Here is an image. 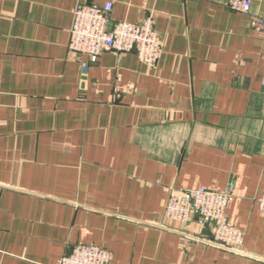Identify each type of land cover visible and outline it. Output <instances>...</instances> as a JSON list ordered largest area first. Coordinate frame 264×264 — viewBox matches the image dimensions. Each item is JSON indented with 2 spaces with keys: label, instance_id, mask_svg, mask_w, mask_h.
<instances>
[{
  "label": "crops",
  "instance_id": "1",
  "mask_svg": "<svg viewBox=\"0 0 264 264\" xmlns=\"http://www.w3.org/2000/svg\"><path fill=\"white\" fill-rule=\"evenodd\" d=\"M85 1L0 0V264H58L79 243L112 264H264L263 32L228 0H95L113 21L152 14L164 51L84 71L69 41ZM231 182L244 254L165 215L171 193Z\"/></svg>",
  "mask_w": 264,
  "mask_h": 264
},
{
  "label": "built area",
  "instance_id": "2",
  "mask_svg": "<svg viewBox=\"0 0 264 264\" xmlns=\"http://www.w3.org/2000/svg\"><path fill=\"white\" fill-rule=\"evenodd\" d=\"M251 0H228L227 7L235 12L249 15V23L264 34V16L252 14ZM112 3L104 5L95 0L79 2L70 28L69 49L78 54L82 69L86 71L90 61H96L104 52L124 54L134 52L148 66H157L164 51L152 14L141 22L111 19ZM87 57L88 61L84 59ZM84 59V60H83ZM264 86V74L262 77ZM236 186L231 182L227 189L219 191L206 187L180 189L171 193L165 206V215L174 220L189 222L196 217L198 222L213 228L207 242L223 249L244 254L241 246L244 231L232 224L227 216V207ZM264 213V194L256 198ZM58 264H112L110 250L95 244L79 243L64 255Z\"/></svg>",
  "mask_w": 264,
  "mask_h": 264
}]
</instances>
